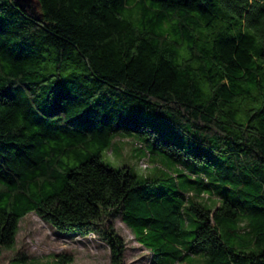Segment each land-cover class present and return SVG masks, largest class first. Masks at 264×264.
Listing matches in <instances>:
<instances>
[{"label": "trees", "instance_id": "trees-1", "mask_svg": "<svg viewBox=\"0 0 264 264\" xmlns=\"http://www.w3.org/2000/svg\"><path fill=\"white\" fill-rule=\"evenodd\" d=\"M119 130L203 161L232 188L217 185L210 208L191 202L197 225L185 229L205 179L147 190L155 180L88 150ZM29 212L65 239L98 234L111 264L125 249L115 216L150 264L199 252L205 264H264V248L237 250L220 232L243 216L251 242L264 239V0H0V250Z\"/></svg>", "mask_w": 264, "mask_h": 264}, {"label": "rangeland", "instance_id": "rangeland-1", "mask_svg": "<svg viewBox=\"0 0 264 264\" xmlns=\"http://www.w3.org/2000/svg\"><path fill=\"white\" fill-rule=\"evenodd\" d=\"M153 144L147 134L119 130L113 134L107 147H100L97 142H92L88 150H98L102 160L115 168L127 167L137 180H155L147 188L150 191L171 193L178 190L186 193L193 186L186 180L187 177L204 178L207 184L206 197L190 196L191 201L186 202L188 204L184 207V216L188 219L185 229H193L197 224L194 214L188 209L190 203L197 201L205 208H210L217 199H221L223 195L220 194H227L223 189L232 186L213 179L205 171L203 161L182 156L175 158L167 151L154 148ZM217 185L220 194L215 188ZM112 221L125 244L122 264H150L151 250L135 240L129 226L120 217L115 216ZM248 223L249 220L243 219V216L227 219L221 223L220 232L226 242L235 244L237 250L259 251L264 248V239L251 242L248 233L243 230L250 228ZM227 228L232 230V234L228 233ZM59 233L61 231L42 220L35 212L25 214L19 220L14 242L1 247L0 264H111L110 249L98 234H94V238L83 235L82 239H65L63 236L59 237ZM190 237L189 235V239ZM61 252L71 254L73 259L61 263L55 256ZM183 259L185 262L178 264H205L206 255L203 252L188 253Z\"/></svg>", "mask_w": 264, "mask_h": 264}, {"label": "water", "instance_id": "water-1", "mask_svg": "<svg viewBox=\"0 0 264 264\" xmlns=\"http://www.w3.org/2000/svg\"><path fill=\"white\" fill-rule=\"evenodd\" d=\"M15 1L18 3L20 7L25 8L26 6H29L32 0H15Z\"/></svg>", "mask_w": 264, "mask_h": 264}, {"label": "built area", "instance_id": "built-area-1", "mask_svg": "<svg viewBox=\"0 0 264 264\" xmlns=\"http://www.w3.org/2000/svg\"><path fill=\"white\" fill-rule=\"evenodd\" d=\"M93 236V237H92ZM95 236H94V234H89V238H94ZM76 238H79V239H82V237L81 236H76Z\"/></svg>", "mask_w": 264, "mask_h": 264}, {"label": "crops", "instance_id": "crops-1", "mask_svg": "<svg viewBox=\"0 0 264 264\" xmlns=\"http://www.w3.org/2000/svg\"><path fill=\"white\" fill-rule=\"evenodd\" d=\"M130 231H131V229H130ZM131 233H132V231H131ZM133 234V233H132ZM133 237H134V234H133ZM135 238V237H134ZM136 240V239H135Z\"/></svg>", "mask_w": 264, "mask_h": 264}]
</instances>
